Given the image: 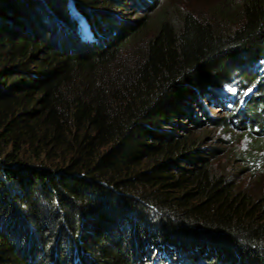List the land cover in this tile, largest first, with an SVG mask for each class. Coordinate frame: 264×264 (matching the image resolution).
<instances>
[{
	"label": "trees",
	"instance_id": "1",
	"mask_svg": "<svg viewBox=\"0 0 264 264\" xmlns=\"http://www.w3.org/2000/svg\"><path fill=\"white\" fill-rule=\"evenodd\" d=\"M158 8L0 0V264H264L207 145L208 108L264 130V0Z\"/></svg>",
	"mask_w": 264,
	"mask_h": 264
},
{
	"label": "rangeland",
	"instance_id": "2",
	"mask_svg": "<svg viewBox=\"0 0 264 264\" xmlns=\"http://www.w3.org/2000/svg\"><path fill=\"white\" fill-rule=\"evenodd\" d=\"M158 5L159 8L164 6H174L179 13L189 10L195 14H205L217 0H150ZM158 8V9H159ZM128 20L136 19L135 13L126 12ZM234 91V90H233ZM232 91V92H233ZM231 92V91H229ZM256 89L251 86H245L240 90V108L248 101L249 97H257ZM239 115L236 119L225 113L223 109H207V117L211 119L227 118L230 123L229 127L210 130V141L208 147L211 150H217L213 159V169L216 173H223L232 182L234 187L240 192L245 193L252 200L264 202V130L258 135L256 131H243L244 127L240 124H247L246 115ZM204 120V117L199 116ZM212 134V135H211ZM173 262L177 259L172 258ZM154 264L159 258L152 256L149 260ZM163 264H167L164 260ZM173 264V263H170ZM176 264H182L176 263Z\"/></svg>",
	"mask_w": 264,
	"mask_h": 264
}]
</instances>
